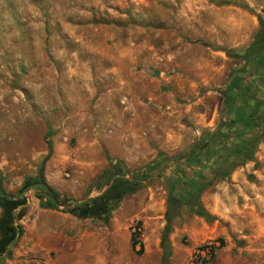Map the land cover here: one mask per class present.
<instances>
[{
  "label": "rangeland",
  "instance_id": "rangeland-1",
  "mask_svg": "<svg viewBox=\"0 0 264 264\" xmlns=\"http://www.w3.org/2000/svg\"><path fill=\"white\" fill-rule=\"evenodd\" d=\"M237 9L257 25L264 20V0H0V181L21 203L15 216L25 210L0 264H161L153 239L165 221L166 179L213 175L223 166L214 160L238 140L234 132L216 136L227 97L234 98L230 77L247 62L235 51L251 48L258 29L240 35ZM213 114L209 131L203 124ZM258 118L251 159L232 163L224 179L207 177L206 192L221 195L215 218L229 245L210 264H264V115ZM200 142L208 149L198 163L187 155ZM160 153L172 159L167 167L118 200L108 224L46 208L37 197L43 161L48 185L80 202L106 189L112 161L131 177ZM190 259L180 254L171 264Z\"/></svg>",
  "mask_w": 264,
  "mask_h": 264
},
{
  "label": "trees",
  "instance_id": "trees-1",
  "mask_svg": "<svg viewBox=\"0 0 264 264\" xmlns=\"http://www.w3.org/2000/svg\"><path fill=\"white\" fill-rule=\"evenodd\" d=\"M259 23L260 30L256 34L253 44H258L260 42L264 43V20L259 18ZM263 48L264 45H262V48L259 52L261 56L264 55ZM229 53L232 56H236L233 51ZM261 61L264 63V60ZM239 73L243 74L247 72L246 70H242L239 71ZM250 88L251 87L247 85L244 90L242 89L238 92L232 91V94L233 96H237V94H245L248 96V101L250 99L253 100L254 106L259 107L261 100L255 99L254 96L248 95ZM225 138H228V136L226 135ZM201 143L202 142L192 146L193 149L189 152L190 154L187 155L190 160L196 159L198 163L203 161L205 150L208 149V147L207 144L202 145ZM47 144L50 153L51 143L49 140L47 141ZM252 151L253 150L249 152L247 159H251ZM184 155L185 154L179 155L175 160H179ZM48 156L49 154L45 157V160L48 158ZM171 160L172 159L166 154L160 153L157 157V161L155 160L149 164H146L139 170L135 171L131 177L126 176L125 167L123 164L118 160H114L110 164L109 172L106 173L108 179V185L106 189L100 195L90 199L82 200L80 202H73L70 197L59 194L48 185L44 177V161L38 170L37 179L35 180L36 182H34V185H37L40 188V192L37 194V197L43 202L46 208L59 210L61 206H65V208L61 211L68 212L79 217L94 216L99 218L103 223L108 224L109 214L114 204L125 195L133 194L140 190L154 174L162 173ZM233 165L234 164H232L230 168H225L224 166L219 168L220 173H217L216 177L219 179L226 178L233 169ZM204 167L206 166H203V168ZM103 175L105 174L99 175L98 179H100V177ZM212 181L213 179L209 180L204 178L200 173H193V175L188 176L182 172H180L176 178L166 179L167 200L166 211L164 213L165 225L160 237L161 264H170L172 250L169 234L173 220L179 215L183 206L189 205L192 213L202 217L206 221L214 220V217L210 216L203 209L199 201L201 193L211 185ZM20 204L21 203H19L17 199L6 193L0 181V206L2 207V215L0 217V257H2L4 254L10 253V246L16 241L22 231L21 226L16 224V221L24 214V208L19 210L16 216L14 214V210ZM130 239L132 248L135 249L136 245L139 243L136 240L135 232L131 234ZM139 245L141 246L139 251H142V244ZM212 261H214V258L211 260V262Z\"/></svg>",
  "mask_w": 264,
  "mask_h": 264
},
{
  "label": "crops",
  "instance_id": "crops-1",
  "mask_svg": "<svg viewBox=\"0 0 264 264\" xmlns=\"http://www.w3.org/2000/svg\"><path fill=\"white\" fill-rule=\"evenodd\" d=\"M246 15H247V20L246 22H243V17ZM246 15L244 12H242L239 9L235 10V12L232 14V17L236 23L242 20L243 25H241L240 28H238L240 35L247 36L248 34H251V32L255 30V28L257 29L258 27L256 31L257 34L260 30L259 23L257 25L256 20H254L248 14ZM256 34L254 35L253 40ZM243 42L244 41L241 40V43ZM238 45L239 43L233 44V46L231 47L233 49ZM254 69L255 67L248 60L247 62L246 60H244L243 64L242 63L238 64L236 70L233 72L232 76L230 77V81H229V84L231 83L230 89L233 92H238L241 91L242 89L244 90V88L247 87V85H249L251 88H250V92H248V95L254 96L255 99H261L262 101V98H259V96L257 95V88L255 87V84L257 82V78H256L257 73H255ZM242 70H246L247 73L240 74L239 71ZM260 92L263 93L261 90ZM240 95L243 97H241ZM240 95L237 94V96H234V98L227 97V101L224 104V111L221 118L223 123H225L224 125L228 128L230 134L231 132L237 129L239 136L236 135V137H238V140L241 138L242 141L244 142L252 143V141L249 140L250 137L254 135L252 127L254 126V124H257L256 123L257 120L260 119L258 118V116H261V112L258 107L254 106L253 100L250 99L248 101L247 98L248 96H246L245 94L243 95L240 94ZM215 124H216L215 117L213 114L211 120L206 121L203 124V127H205V129L209 131H213L216 127ZM207 142H209V140H207ZM215 144L218 145L217 143ZM227 145L230 148L232 146V143ZM228 147H225V149H229ZM209 188L210 187H208L205 191L201 193L199 200L204 210L210 216L214 218L215 216L221 218L222 215L221 213L222 203L220 202L221 195L218 192H214L213 194L206 192ZM210 199L216 200V204H213V201L211 202ZM184 209L185 206L181 208L179 215L173 220L171 231L169 234V240L172 250V255L170 257V264L174 259L179 257L180 254H185L186 259H189L192 256V254L206 242L214 243L215 245L214 260H215L216 256L221 255L222 250H225L229 247L226 238L222 235L221 230H219L218 221H216V218L215 220L212 221H206L202 217L186 212ZM218 209H219V213H218ZM165 211L166 208L164 209V213ZM164 225H165V221L164 222L162 221L161 224H159V227H156L155 238L153 239L155 242L157 241L160 242V237Z\"/></svg>",
  "mask_w": 264,
  "mask_h": 264
},
{
  "label": "flooded vegetation",
  "instance_id": "flooded-vegetation-1",
  "mask_svg": "<svg viewBox=\"0 0 264 264\" xmlns=\"http://www.w3.org/2000/svg\"><path fill=\"white\" fill-rule=\"evenodd\" d=\"M253 42H254V40H253ZM262 45H264V43H261V42L258 44H253V46H251V48L246 50V53L244 55L247 58V60L250 61L252 63V65L255 67L254 70H255V73H257L256 74L257 82L255 84V87L257 88V95L260 94V90L264 89V63L261 61V60H264L263 59L264 55L261 56L259 53L261 48H262ZM263 54H264V48H263ZM241 97H243V96H241ZM237 102H238V100H237ZM258 108L261 112V115H264V99L261 101ZM224 124L225 123H223V125H222V127H223L222 129H220L221 127L218 128L219 130H217L216 136H222L223 134L229 132L228 128ZM233 132H234L235 136L238 135L237 129L234 130ZM205 143H208L207 140ZM231 143H232V146L228 149L227 153L214 160L215 163H219V164L222 163V165L225 168L230 167L231 165L229 166V164H232L236 161H240V160L247 158L249 156V152L253 149V143L244 142V141H242L241 138L239 140L231 142ZM226 165H228V166H226ZM207 168L208 167L206 166L203 169H205V171H206ZM199 173L201 174L202 172H199ZM217 173H220V170H218V169L214 170V173H212L213 175H210V176H208L207 174H205V175L202 174V175L204 178H207V177L214 178L217 176Z\"/></svg>",
  "mask_w": 264,
  "mask_h": 264
},
{
  "label": "built area",
  "instance_id": "built-area-1",
  "mask_svg": "<svg viewBox=\"0 0 264 264\" xmlns=\"http://www.w3.org/2000/svg\"><path fill=\"white\" fill-rule=\"evenodd\" d=\"M215 256V245L212 242L204 243L191 256V264H210Z\"/></svg>",
  "mask_w": 264,
  "mask_h": 264
},
{
  "label": "water",
  "instance_id": "water-1",
  "mask_svg": "<svg viewBox=\"0 0 264 264\" xmlns=\"http://www.w3.org/2000/svg\"><path fill=\"white\" fill-rule=\"evenodd\" d=\"M235 53H236L237 55H239V56H244L245 53H246V51H245V50H243V51H235Z\"/></svg>",
  "mask_w": 264,
  "mask_h": 264
}]
</instances>
